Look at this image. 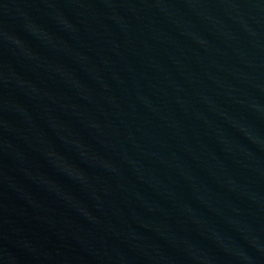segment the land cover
I'll use <instances>...</instances> for the list:
<instances>
[{
	"label": "water",
	"instance_id": "95a60500",
	"mask_svg": "<svg viewBox=\"0 0 264 264\" xmlns=\"http://www.w3.org/2000/svg\"><path fill=\"white\" fill-rule=\"evenodd\" d=\"M0 264H264V0H0Z\"/></svg>",
	"mask_w": 264,
	"mask_h": 264
}]
</instances>
